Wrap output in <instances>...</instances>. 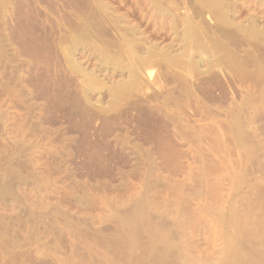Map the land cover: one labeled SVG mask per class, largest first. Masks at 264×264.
I'll list each match as a JSON object with an SVG mask.
<instances>
[{"label":"rangeland","instance_id":"1","mask_svg":"<svg viewBox=\"0 0 264 264\" xmlns=\"http://www.w3.org/2000/svg\"><path fill=\"white\" fill-rule=\"evenodd\" d=\"M101 1L0 0V264H264V0H229L228 24L201 0ZM189 19L185 61L114 104L128 73L99 43L131 26L176 58Z\"/></svg>","mask_w":264,"mask_h":264},{"label":"bare ground","instance_id":"2","mask_svg":"<svg viewBox=\"0 0 264 264\" xmlns=\"http://www.w3.org/2000/svg\"><path fill=\"white\" fill-rule=\"evenodd\" d=\"M90 1V0H89ZM101 1V0H100ZM156 1V0H155ZM173 1H176V0H173ZM172 1V2H173ZM191 1V0H190ZM189 1V2H190ZM198 1V0H197ZM202 1V5H201V3H199L200 5H201V7H202V9L203 10H199L198 11V17H199V15H201L200 13H202L204 10H206V9H208V10H210L211 11V9L215 12V13H218V14H220L221 12L223 13V15L222 14H220V17H221V15L223 16V17H221V19L222 18H225V19H227V20H229L228 18H230V17H228L229 16V14L230 13H228L229 11V9H230V5H228V3H230V2H228L229 0H201ZM200 1V2H201ZM232 1V0H231ZM102 2V1H101ZM161 2V1H160ZM166 2V1H165ZM167 2H168V0H167ZM169 2L171 3V1L169 0ZM196 2V1H195ZM235 2V1H234ZM259 2H260V0H259ZM262 2H263V0H262ZM93 3V2H92ZM104 3V2H103ZM102 3V4H103ZM169 3V4H170ZM177 3V2H176ZM182 3V2H181ZM180 2L179 3H177L178 5L179 4H181ZM185 3V2H184ZM187 3V2H186ZM193 3V2H192ZM191 3V4H192ZM237 3V2H236ZM85 4V3H84ZM97 5H99L98 3H96ZM158 4V3H157ZM157 4H152V5H157ZM161 4V3H160ZM196 4V3H195ZM159 5V4H158ZM164 5V4H163ZM166 5V4H165ZM173 5V4H172ZM178 5H177V9H178ZM189 5V4H188ZM193 5H194V3H193ZM262 5V4H261ZM88 6V5H87ZM94 6V5H93ZM100 6V5H99ZM104 6V5H103ZM171 6V5H170ZM183 6H185L186 7V5H184L183 4ZM197 6V5H196ZM259 6V5H258ZM86 7V6H85ZM102 7V6H101ZM156 7V6H155ZM168 7V6H167ZM199 7V6H198ZM237 7V6H236ZM92 8V7H91ZM93 8H96V7H93ZM105 8V7H104ZM196 8V7H195ZM234 8H235V5H234ZM264 7H262V9H263ZM86 9V8H85ZM108 9V8H107ZM149 9V8H148ZM158 9V8H157ZM157 9H156V11H157ZM166 9V8H165ZM164 9V10H165ZM217 9L218 11L216 12L215 10ZM236 9V8H235ZM96 10V9H95ZM104 10V9H103ZM109 10V9H108ZM264 10V9H263ZM262 10V11H263ZM72 11V10H71ZM70 11V12H71ZM86 11V10H85ZM88 11V10H87ZM107 11V10H106ZM176 11V10H175ZM200 11H202V12H200ZM235 11V10H234ZM76 12V11H75ZM89 12H91L90 10H89ZM95 12V11H94ZM94 12L92 13V14H94ZM159 12V11H158ZM161 12V11H160ZM168 12V11H167ZM173 11H170V13L173 15V13H172ZM195 12H197V11H195ZM200 12V13H199ZM220 12V13H219ZM231 12V11H230ZM264 12V11H263ZM88 13V12H87ZM96 13V12H95ZM114 13V12H113ZM166 13V12H165ZM177 13V12H176ZM78 14V13H77ZM81 14V13H80ZM89 14V13H88ZM87 14V15H88ZM97 14H98V11H97ZM105 14H106V12H105ZM152 14H154L153 12H152ZM159 14V13H158ZM162 14V13H161ZM196 14V13H195ZM74 15H75V13H74ZM94 15H96V14H94ZM116 15V14H115ZM114 15V16H115ZM155 15H157V14H155ZM170 15V14H169ZM177 15V14H176ZM181 15V14H180ZM203 15V14H202ZM231 15V14H230ZM77 16V15H76ZM93 16V15H92ZM98 16V15H97ZM102 16V15H101ZM108 16V15H107ZM106 16V17H107ZM117 16V15H116ZM123 16V15H122ZM122 16L120 15L119 17H118V19L121 17L122 18ZM127 16V15H126ZM186 16V15H185ZM190 16H191V14H190ZM256 16H258V14L256 15ZM82 17H84V16H82ZM87 17V16H86ZM89 17V16H88ZM93 17H95V16H93ZM99 17V16H98ZM105 17V18H106ZM112 17V16H111ZM124 17V16H123ZM161 17V16H160ZM159 17V18H160ZM166 17V16H165ZM173 17H175V16H173ZM187 17V16H186ZM193 17V16H192ZM197 17V18H198ZM202 17V16H201ZM218 17H219V15H218ZM79 18V17H78ZM77 18V19H78ZM91 18V17H90ZM96 18V17H95ZM126 18V17H125ZM128 18V20H129V17H127ZM126 18V19H127ZM190 18V17H189ZM194 18H196L195 16H194ZM200 18V17H199ZM216 18H217V15H216ZM232 18V17H231ZM86 19V18H85ZM92 19V18H91ZM100 19V18H99ZM109 19H111V18H109ZM186 19V18H185ZM188 19V18H187ZM73 20V19H72ZM79 21H80V19H78ZM77 20V21H78ZM82 21H83V18L81 19ZM88 20H89V18H88ZM101 20V19H100ZM114 20V19H113ZM115 20H116V18H115ZM121 19H119V21H120ZM128 20H126V21H128ZM173 20H175V18L173 19ZM178 20V19H177ZM190 20L191 19H189V23H187L186 22V24H185V22H184V24L186 25H184L185 26V28H184V32H183V35H182V37H181V42H183V44H184V48L186 49L185 51H184V53L183 54H181L180 53V56H177L176 58L175 57H173V55L171 56L170 55V53H173V52H171L170 50V53H168L169 51L167 50V48H166V50H167V54L164 52V49H161V47L159 46V44H158V46L160 47V49H161V51H163L162 52V56H161V53L159 52V54H158V50L156 51L155 49H154V47L157 45H153V44H151V47L149 46V45H147V42L146 41H143V42H141L140 40H136V39H134V37L136 36V34H137V27H136V29L137 30H135L134 28L133 29H131L130 27L131 26H129V29H128V27L127 26H125L124 25V27L126 28L127 27V29H122V31H120L119 29H117V30H119L120 32V36L117 34V36H115L116 34H114L113 36H115V37H109V39H108V42H106V44H103L102 46L100 45L101 44V42L99 43V47H101L99 50H98V47L96 48L97 50L96 51H98L97 53H98V55H100L98 58H100V59H103L104 60V62L106 63V64H110V62L112 63H114L115 65H114V68H115V70H117L118 72H120L121 71V73L122 72H124L125 73V71L128 73V79H127V82H124V83H120V80H118L119 81V83H118V86H116V87H114V85L113 84H111V85H113V87H111V85L110 86H108L109 88H110V90H111V93H112V95H113V98H112V100L111 99H109V100H111V101H113L114 99V104L115 103H119V102H115V101H118V100H116V99H118L119 97H123L124 99L125 98H127V95H128V93H130V88L133 86V84L135 83L134 81H137V79L139 80V76H141L140 74H143V73H141V70L142 69H147L148 70V68H150L151 66L153 67L154 65L156 66V64H159V65H162L161 63H164L166 66H171L172 68H174L173 66H175V65H181L182 64V60H184L185 58H183L184 56H186L185 54H186V51H187V49H188V47H190L191 46V44L193 43V42H196L198 39H200V37H203L202 36V34H204V33H201V34H198V33H200V31L198 32L196 29V25L195 26H193L194 24H196V22H195V19H194V24H193V22H192V26H191V22H190ZM218 20H220V18H218ZM232 20H233V18H232ZM231 20V21H232ZM261 20H262V18H261ZM78 21V22H79ZM92 21V20H91ZM94 21V24H95V22H96V20H93ZM92 21V22H93ZM104 21H107V20H104ZM103 21V22H104ZM118 21V22H119ZM184 20H182V22H183ZM222 21L224 22L225 20H223L222 19ZM230 21V22H231ZM252 21V20H251ZM97 22H100V21H97ZM97 22H96V24H97ZM112 22L113 21H111V24H112ZM123 22V21H122ZM221 22V21H220ZM223 22H221V25L223 24ZM230 22H229V24H230ZM93 24V25H94ZM109 24H110V22H109ZM135 24V23H134ZM133 24V25H134ZM175 24H177V21L175 22ZM178 24H179V22H178ZM177 24V25H178ZM224 24H228V22H224ZM243 24V23H242ZM244 24H245V22H244ZM243 24V25H244ZM73 25H74V22H73ZM90 25V24H89ZM103 25H105V24H103ZM107 25V24H106ZM105 25V26H106ZM113 25V24H112ZM116 25H117V22H116ZM121 25V24H120ZM135 25H137V24H135ZM140 25V24H139ZM179 25H181V24H179ZM200 25V24H199ZM231 25H232V22H231ZM119 26V25H118ZM117 26V27H118ZM223 26V25H222ZM221 26V27H222ZM230 26V25H229ZM245 26H247V25H245ZM261 26V25H260ZM80 27V26H79ZM89 27V26H88ZM99 27V26H98ZM109 27V26H108ZM107 27V28H108ZM122 27H123V25H122ZM123 27V28H124ZM194 27H195V29H194ZM203 27V26H202ZM200 28L201 29V31H203L202 29L203 28ZM237 26H236V24H235V28H236ZM239 27H241V26H239ZM238 27V28H239ZM247 27H249V30H250V34L249 33H247L246 32V30H247ZM247 27H244L245 28V32L248 34V36L250 35V36H255L256 37V35L255 34H257L258 33V35H261V36H263V39H264V26L261 28L260 27V29H262L263 31H261L260 29H259V26H258V22H257V20H254L253 22H252V25H248ZM75 29H77L76 28V26L74 27ZM86 28V27H85ZM93 28V27H92ZM103 28V27H102ZM101 28V29H102ZM105 28V27H104ZM119 28V27H118ZM138 28H139V26H138ZM223 28H224V26H223ZM233 28H234V26H233ZM237 28V29H238ZM243 28V29H244ZM73 29V28H72ZM75 29H74V31H73V33H75ZM80 29V28H79ZM78 29V30H79ZM89 29V28H88ZM87 29V30H88ZM96 29H97V27H96ZM95 29V30H96ZM112 29V28H111ZM174 29V28H173ZM218 29H219V27H218ZM243 29L241 30V29H239V31L241 30V31H243ZM84 30V29H83ZM93 30H94V28H93ZM99 30V29H98ZM117 30H113V32H115V33H118V31ZM177 30V29H176ZM205 30V29H204ZM91 31V30H90ZM105 31V30H104ZM117 31V32H116ZM141 28H140V34L142 35L143 33H141ZM175 31V30H174ZM207 31V30H206ZM219 30H217V32H218ZM223 31H225V29L223 30ZM240 31V32H241ZM248 31V30H247ZM261 31V32H260ZM95 32H97V31H95ZM94 32V33H95ZM101 32H102V30H101ZM143 32V31H142ZM177 32V31H176ZM180 32V31H179ZM220 32V31H219ZM230 32H232L233 33V31H231L230 30ZM72 33V34H73ZM84 34H85V32H83ZM86 33H88V32H86ZM91 33V32H90ZM215 33V32H214ZM226 33V32H225ZM243 33H244V31H243ZM242 33V34H243ZM79 34V33H78ZM80 34H82V32L80 33ZM79 34V35H80ZM100 34V33H99ZM207 34V33H206ZM205 34V35H206ZM65 35V34H64ZM76 36H77V34H75ZM85 35H87V34H85ZM140 35V36H141ZM220 35V34H219ZM230 35V34H229ZM257 35V36H258ZM70 36V35H69ZM68 36V37H69ZM81 36V35H80ZM88 36V39L87 40H93L94 38H95V36L94 35H92V36H94V38L90 35V37H89V35H87ZM86 36V37H87ZM98 36H102V35H98ZM104 36H106V33H105V35ZM108 36V35H107ZM105 37V38H108V37ZM111 36H112V34H111ZM138 36V35H137ZM136 36V37H137ZM146 36V35H145ZM176 36H178V35H176ZM180 36V35H179ZM178 36V37H179ZM218 36V35H217ZM221 36V35H220ZM244 36V35H243ZM249 36V37H250ZM64 37V36H63ZM74 37V36H73ZM79 37V36H78ZM85 37V38H86ZM93 39H92V38ZM131 39H130V38ZM142 37V38H141ZM140 38L141 39H144V37L143 36H141ZM205 37V36H204ZM253 37H252V39H253ZM260 36H258L257 38L258 39H261V38H259ZM70 38V37H69ZM76 38V37H75ZM74 38V40H76ZM84 38V37H83ZM90 38V39H89ZM146 38V37H145ZM148 38V37H147ZM177 38V37H176ZM218 38V37H217ZM220 38V37H219ZM226 38L228 39V36H226ZM238 38H239V36H238ZM81 39V38H80ZM134 39V41H132ZM137 39H139V37L137 38ZM178 39H180V38H178ZM202 39V38H201ZM200 39V40H201ZM226 39V40H227ZM232 39V38H231ZM241 39V38H240ZM242 39H244V37L242 38ZM69 40V39H68ZM74 40H73V42H74ZM78 40H79V38H78ZM83 40V39H82ZM86 40V39H85ZM86 40V41H87ZM147 40V39H146ZM199 40V41H200ZM203 40V39H202ZM66 41V40H65ZM72 41V40H71ZM84 41V40H83ZM86 41L85 42H82V43H86ZM149 43L151 42V41H149V40H147ZM223 41V40H222ZM227 41H229V40H227ZM226 41V42H227ZM247 41H249L248 39H247ZM251 41V40H250ZM254 41V40H253ZM77 42V41H76ZM92 43H90V44H92V45H87V46H94V48H95V45H93V41H91ZM95 42V41H94ZM104 42V41H103ZM204 42H205V39H204ZM218 42V41H217ZM225 42V43H226ZM233 42V41H232ZM260 42V41H259ZM82 43H81V45H82ZM87 43H89V42H87ZM96 43V42H95ZM94 43V44H95ZM220 43H221V40H220ZM229 43V42H228ZM251 43V42H250ZM252 43H254V42H252ZM251 43V44H252ZM71 44V43H70ZM75 44V43H74ZM78 44V43H77ZM202 44V46H204L203 45V43H201ZM206 44V43H205ZM221 44H223V43H221ZM261 44H262V40H261ZM76 45V44H75ZM80 45V44H79ZM84 45V44H83ZM97 45V44H96ZM147 45V47H145V49H143V51H142V49H141V52L139 51L140 50V47H143V46H146ZM153 45V46H152ZM207 45V44H206ZM256 45V44H255ZM255 45H254V47H255ZM201 46V47H202ZM73 47H75V46H73ZM73 47H71V48H73ZM78 47H80V46H78ZM77 47V48H78ZM83 47V46H82ZM110 47H112V48H114V47H117V49H119L118 51H116L117 49H115L114 51L111 49L110 50ZM157 47V46H156ZM155 47V48H156ZM158 47V48H159ZM167 47V46H166ZM169 47V46H168ZM173 47V46H172ZM200 47V48H201ZM209 47V46H208ZM261 47V46H260ZM70 48V49H71ZM76 48V49H77ZM87 48V47H86ZM144 48V47H143ZM158 48H156V49H158ZM163 48V47H162ZM165 48V47H164ZM206 47L204 46V49H205ZM259 48V47H258ZM262 48V47H261ZM65 49V48H64ZM66 49H68V48H66ZM70 49H68V51L70 50ZM74 49V48H73ZM79 49V48H78ZM91 49H93V48H91ZM159 49V50H160ZM202 49V48H201ZM83 50H84V48H83ZM89 50V49H88ZM165 50V51H166ZM260 50V49H259ZM66 51V50H65ZM64 51V52H65ZM72 51V50H71ZM87 51V50H86ZM116 51V52H115ZM141 53V55H139V52ZM202 51H203V49H202ZM261 51H263V50H261ZM63 52V53H64ZM91 52V51H90ZM95 52V51H94ZM71 52L69 51L68 52V55L70 54ZM163 53H165V54H163ZM264 53V52H263ZM65 54V53H64ZM72 54H74V53H72ZM77 54V53H76ZM179 54V53H178ZM205 54H206V52H205ZM66 55H67V53H66ZM75 55V54H74ZM204 54H202V56H203ZM264 55V54H263ZM94 56V55H93ZM174 56H176V54L174 55ZM201 56V57H202ZM63 57V56H62ZM68 57V56H67ZM94 58V57H93ZM72 59V58H71ZM67 60H69V59H67ZM70 61V60H69ZM72 61V60H71ZM185 61V60H184ZM183 61V62H184ZM204 61V60H203ZM62 62V61H61ZM74 62V60L72 61V62H70V66H72V64L71 63H73ZM101 62H103V61H101ZM202 62V61H201ZM77 63V62H76ZM75 63V64H76ZM79 63V62H78ZM99 63V62H98ZM113 63H112V65H113ZM69 64V63H68ZM75 64H73V67L75 66ZM163 64V65H164ZM184 64V63H183ZM186 64V63H185ZM184 64V65H185ZM78 65H80V64H78ZM102 65H105L104 63L102 64ZM83 66V65H82ZM106 66V65H105ZM76 67H79V66H76ZM98 67V66H97ZM111 67V66H110ZM165 67V66H164ZM164 67H162V68H164ZM183 67V66H182ZM83 68V70H84V66L82 67ZM104 68V67H103ZM113 68V69H114ZM177 68H179L178 66H177ZM62 69V68H61ZM66 69V68H65ZM74 69H75V67H74ZM78 69V68H77ZM108 69V68H107ZM167 69V68H166ZM174 69H176V68H174ZM79 70H82V69H80V67H79V69H78V71ZM82 70V71H83ZM120 70V71H119ZM63 71V70H62ZM93 71V70H92ZM91 71V72H92ZM97 71V70H96ZM95 71V72H96ZM107 71V70H106ZM114 71V70H113ZM144 71V70H143ZM165 71V70H164ZM170 71V70H169ZM176 71V70H175ZM84 72H86V70L84 71ZM102 72V71H101ZM80 73H83V72H80ZM100 73V72H99ZM112 73H114V72H112ZM140 73V74H139ZM168 73V72H167ZM183 73V72H182ZM87 74H89L88 72H87ZM86 74V75H87ZM92 74V73H91ZM102 74H105V73H102ZM115 75H116V73H114ZM164 74V73H163ZM92 75H94V74H92ZM91 75V76H92ZM101 74H99V76H100ZM106 75V74H105ZM111 75V74H110ZM120 75H122V74H120ZM149 75V74H148ZM170 75V74H169ZM182 75V77H183V74H181ZM184 75H186V74H184ZM78 76H79V74H78ZM83 76H85V75H83ZM95 76V75H94ZM97 76V75H96ZM95 76V79L97 78ZM102 76V75H101ZM107 77H108V79H109V76L108 75H106ZM114 76V75H113ZM150 77H152V74L151 75H149ZM159 76H160V74H159ZM177 76V75H176ZM86 77V76H85ZM174 77V76H173ZM185 77V76H184ZM183 77V78H184ZM79 78V77H78ZM84 78V77H83ZM86 78H88V76L86 77ZM89 78H91L90 77V74H89ZM88 78V79H89ZM94 78V77H93ZM115 78V77H114ZM141 78H142V76H141ZM160 78V77H159ZM85 79V78H84ZM88 79H85V80H88ZM92 79V78H91ZM90 79V80H91ZM98 79V78H97ZM105 79H107V78H105ZM110 79H112V77L110 78ZM122 79V78H121ZM125 79V78H124ZM75 80V79H74ZM74 80H72V81H74ZM78 80V79H77ZM90 80H88V81H90ZM123 80V79H122ZM141 80V79H140ZM94 81V80H93ZM104 81V80H103ZM108 81V80H107ZM111 81V80H110ZM156 81V80H155ZM177 81V80H176ZM76 82V81H75ZM79 82V81H78ZM95 82H98V81H95ZM101 82V81H100ZM109 82V81H108ZM141 82H142V80H141ZM178 82H179V80H178ZM180 82H181V80H180ZM106 83V82H105ZM111 83H112V81H111ZM115 83V82H114ZM137 83V82H136ZM75 84V83H74ZM93 84V86H94V84L95 83H92ZM138 84H139V82H138ZM77 85H78V83H77ZM80 85V84H79ZM89 85V84H88ZM97 85H98V83H97ZM97 85H95V86H97ZM99 85L101 86V84L99 83ZM98 85V86H99ZM103 85H105L104 83H103ZM107 85V84H106ZM108 85H109V83H108ZM182 85V84H181ZM92 86V85H91ZM90 86V88L89 89H87L86 91H91L92 90V88H93V86L91 87ZM139 86H140V84H139ZM88 86H86V88H87ZM107 87V86H106ZM105 87V88H106ZM107 87V88H108ZM134 87H136L135 85H134ZM133 87V88H134ZM141 87H142V85H141ZM77 88V87H76ZM79 88V87H78ZM85 88V87H84ZM85 88V89H86ZM94 88H96V87H94ZM94 88H93V91H94ZM99 88V87H98ZM103 88V87H102ZM132 88V89H133ZM131 89V90H132ZM135 89H138V88H135ZM140 89V88H139ZM78 90V89H77ZM99 90V89H98ZM108 91V90H107ZM137 91V90H136ZM96 92V91H95ZM132 92V91H131ZM92 93V92H91ZM110 93V92H109ZM80 94V93H79ZM127 94V95H126ZM77 95V94H76ZM129 95H131V94H129ZM81 96V95H80ZM124 96H126V97H124ZM118 97V98H117ZM82 100H83V98H81ZM85 99H86V97H85ZM74 101V100H73ZM77 101V100H76ZM75 101V102H76ZM80 101V100H79ZM88 101V100H87ZM81 102V101H80ZM80 102H78L79 104H80ZM88 102H90V101H88ZM122 102H124V101H122ZM126 102V101H125ZM84 103V102H83ZM109 103H110V101H109ZM72 105V104H71ZM81 105V104H80ZM79 105V106H80ZM84 105V104H83ZM110 105V104H109ZM108 105V106H109ZM75 106H76V104H75ZM82 106V105H81ZM84 107V106H83ZM75 108V107H74ZM79 109V108H78ZM82 109V108H81ZM73 110V109H72ZM88 110V109H87ZM87 110H86V112H87ZM74 111V110H73ZM72 111V112H73ZM89 111V110H88ZM71 114V113H70ZM74 115V114H73ZM72 117V116H71Z\"/></svg>","mask_w":264,"mask_h":264}]
</instances>
